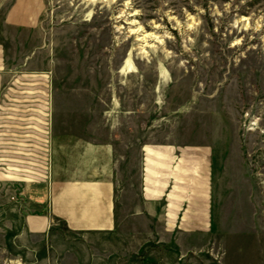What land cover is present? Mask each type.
<instances>
[{
  "label": "rangeland",
  "instance_id": "1",
  "mask_svg": "<svg viewBox=\"0 0 264 264\" xmlns=\"http://www.w3.org/2000/svg\"><path fill=\"white\" fill-rule=\"evenodd\" d=\"M38 2L22 29L0 0V264H107L103 233L39 204L73 139L112 145L128 201L140 143L211 145L218 256L264 264V0Z\"/></svg>",
  "mask_w": 264,
  "mask_h": 264
},
{
  "label": "crops",
  "instance_id": "2",
  "mask_svg": "<svg viewBox=\"0 0 264 264\" xmlns=\"http://www.w3.org/2000/svg\"><path fill=\"white\" fill-rule=\"evenodd\" d=\"M39 6L37 0H13L6 19L8 27L14 20L17 28H25L29 15ZM6 65L0 43V93ZM71 149L73 173L54 177L47 192L39 194V204L48 200L51 215L61 218L73 231L103 233L107 264H113V255H119L125 264H160V259L151 255L154 251L143 252L144 247L155 248L163 264H199L200 260L223 264L218 256L223 244L214 220L211 145L140 143V175L130 201L124 199L127 191L116 174L110 143L73 139ZM56 151L58 161L60 149ZM33 223L45 225L41 219ZM148 240L153 242L148 244ZM172 249L178 255L174 259Z\"/></svg>",
  "mask_w": 264,
  "mask_h": 264
},
{
  "label": "bare ground",
  "instance_id": "3",
  "mask_svg": "<svg viewBox=\"0 0 264 264\" xmlns=\"http://www.w3.org/2000/svg\"><path fill=\"white\" fill-rule=\"evenodd\" d=\"M144 35H145V34H144ZM144 35H143V36H144ZM146 35H148V34H146ZM146 35H145V37H146ZM143 36H142V37H143ZM145 37H143V38H145ZM127 66H129V65H127Z\"/></svg>",
  "mask_w": 264,
  "mask_h": 264
}]
</instances>
